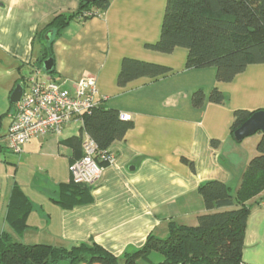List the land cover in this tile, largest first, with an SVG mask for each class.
<instances>
[{
  "label": "crops",
  "instance_id": "crops-1",
  "mask_svg": "<svg viewBox=\"0 0 264 264\" xmlns=\"http://www.w3.org/2000/svg\"><path fill=\"white\" fill-rule=\"evenodd\" d=\"M165 1L110 0L100 16L70 22L52 38L53 70L46 73L42 52L49 42L39 34L54 15L77 10L80 0H0L2 102H9L15 86H22L33 69L65 88L92 77L100 106L130 116L133 125L108 147L113 162L104 167L83 203H75L69 194L75 190L69 167L82 156L80 144L72 139L82 142L86 137L83 121L73 122L60 136L27 143L18 164L12 170L3 167L0 234L6 232L26 245L95 243L119 257L140 249L149 236L165 237L170 222L196 226L198 216L206 213L197 193L201 184L238 186L261 134L251 136L244 146L245 139L234 140L230 125L234 110H264V64L247 67L230 83H218L212 67L185 69L183 48L170 54L147 49L146 44L159 38ZM124 58L163 65L172 74L156 80L137 77L119 86ZM213 88L223 92L224 104L208 101ZM196 91L204 94L199 107L192 103ZM13 107L9 103L0 108V121L6 120L0 137L3 153H9L5 136ZM13 187L28 202L27 213L20 217L22 232H15L9 221ZM256 199L260 204L246 221L241 264H264V191Z\"/></svg>",
  "mask_w": 264,
  "mask_h": 264
},
{
  "label": "trees",
  "instance_id": "trees-1",
  "mask_svg": "<svg viewBox=\"0 0 264 264\" xmlns=\"http://www.w3.org/2000/svg\"><path fill=\"white\" fill-rule=\"evenodd\" d=\"M109 4L110 0H98L91 5L80 1L74 12L54 15L39 34L43 41L44 34L52 33L49 43H44L43 61L52 57V38L59 36L70 22L84 23L95 14L104 13ZM145 47L163 54L183 48L187 52L185 69L212 67L218 83H230L247 67L264 64V0H166L159 38ZM171 74L172 70L166 66L124 58L117 83L124 86L137 77L156 80ZM207 99L217 105L226 101L218 88H213ZM203 101L201 91L193 93L194 106H201ZM253 113L234 110L230 134L233 136ZM132 126L130 121L120 119L118 111L101 106L83 117L84 133L106 152ZM72 142L82 144L79 137ZM6 151H9L7 146ZM3 152L0 144V153ZM182 161L193 168L192 162L186 158L183 157ZM70 185L75 189L69 192L76 199L75 203H83V199L88 201L89 198H85L90 187L72 182ZM263 191L264 135L261 134L255 154L235 189L218 181H209L198 187L197 193L206 213L198 216L194 227L170 222L165 237L149 236L140 249L119 257L95 243L69 247L26 245L3 232L0 234V264H241L246 221L253 207L260 204L256 198ZM28 209L27 199L13 187L9 221L15 232L24 229L20 217Z\"/></svg>",
  "mask_w": 264,
  "mask_h": 264
},
{
  "label": "built area",
  "instance_id": "built-area-1",
  "mask_svg": "<svg viewBox=\"0 0 264 264\" xmlns=\"http://www.w3.org/2000/svg\"><path fill=\"white\" fill-rule=\"evenodd\" d=\"M100 14H95L98 17ZM23 94L10 113V124L5 136L7 149L19 155L32 139L45 135L60 136L73 122L100 106L95 79L85 77L65 88L56 81L33 69L22 83ZM131 121L128 115H120ZM82 156L69 167L71 182L77 186L92 187L105 166L111 165L113 156L101 151L89 138L81 144Z\"/></svg>",
  "mask_w": 264,
  "mask_h": 264
},
{
  "label": "water",
  "instance_id": "water-1",
  "mask_svg": "<svg viewBox=\"0 0 264 264\" xmlns=\"http://www.w3.org/2000/svg\"><path fill=\"white\" fill-rule=\"evenodd\" d=\"M84 4L91 5L98 0H80ZM51 32H48L44 39L49 42L51 37ZM42 68L46 73H51L53 70V60L51 58L46 59L42 63ZM23 94V87L21 85H16L13 89L10 97L9 103L15 105L18 103ZM264 135V110H259L254 112L234 133L233 138L236 142H241L244 139L251 137L255 134Z\"/></svg>",
  "mask_w": 264,
  "mask_h": 264
},
{
  "label": "rangeland",
  "instance_id": "rangeland-1",
  "mask_svg": "<svg viewBox=\"0 0 264 264\" xmlns=\"http://www.w3.org/2000/svg\"><path fill=\"white\" fill-rule=\"evenodd\" d=\"M1 83H2V85H4V81H0V89H1ZM234 89H235V87H234ZM4 105H6V107L8 108L9 107V102L7 100L2 102L1 99H0V108L2 106H4ZM0 124H1V127H2V128L0 127V137H1V136L4 135L5 129H6V126H5L6 125V120L4 119V117L1 119ZM255 136H258V135H255ZM249 138H253V137H248L247 139H245V141L242 143L244 146H246L247 144H249L250 140H252V139H249ZM18 157H20V156H18V155H16V156L15 155H12L10 152L9 153L7 152V153L0 154V179L1 178H6V174L3 171V167L6 168V169L8 168V169H11L12 170L13 167L15 165H17L18 162H19L18 159H20V158H18ZM5 180H7V179H5ZM12 181L13 180L11 179L10 180V183H12ZM5 186H7L6 183H4V186L2 187L3 190L5 189Z\"/></svg>",
  "mask_w": 264,
  "mask_h": 264
}]
</instances>
